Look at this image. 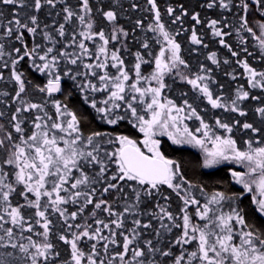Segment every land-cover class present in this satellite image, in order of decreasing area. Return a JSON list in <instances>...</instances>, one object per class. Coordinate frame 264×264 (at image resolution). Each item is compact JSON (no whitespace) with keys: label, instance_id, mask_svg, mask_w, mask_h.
I'll use <instances>...</instances> for the list:
<instances>
[{"label":"snow or ice","instance_id":"1","mask_svg":"<svg viewBox=\"0 0 264 264\" xmlns=\"http://www.w3.org/2000/svg\"><path fill=\"white\" fill-rule=\"evenodd\" d=\"M196 7L0 0V264H264V0Z\"/></svg>","mask_w":264,"mask_h":264},{"label":"trees","instance_id":"2","mask_svg":"<svg viewBox=\"0 0 264 264\" xmlns=\"http://www.w3.org/2000/svg\"><path fill=\"white\" fill-rule=\"evenodd\" d=\"M123 2H124L125 8L127 9L128 8V0H123ZM137 2H139L141 4V6L143 7L144 0H137ZM198 2H200V0H159V3L161 5L162 9L164 7H166L168 3H172V4L184 3L187 6H189L190 9H196L199 11L200 9L196 7ZM206 14L209 17L214 16V13L211 10H209ZM141 15H145V13H142L139 11L128 10L127 12H125L124 17H122L121 23L124 24L125 27L130 28L132 26V21L139 18ZM165 20L167 21L168 17H165ZM190 23H191L190 19L187 20L185 23V27H187ZM137 35H141V34L138 32ZM180 39L185 41L183 47H185V48L190 47L187 43L186 36H181ZM209 39H210V36L206 37V42ZM130 43L134 44V42H130ZM134 50H135V47H133V51ZM221 52H223V50H221ZM187 58H190L191 61L193 63H195L197 58L202 60L203 56L201 55L198 57L196 53H192L189 51V53L187 54ZM129 59H131V57H129ZM228 70L231 71V69H228ZM217 75L220 77L222 82L225 81L226 78H224L222 76V74H220L218 72ZM65 87H67V85H65ZM173 87L176 89V94H178V92L181 88H183L184 90H187V86L181 85L179 82L174 84ZM70 103L73 105L81 104V98H80L78 93H76L72 97H70ZM120 131H124L125 133L133 135V136H140V134L135 129L131 128V126H129V125H122ZM160 139L162 141V151H164L166 154H168L174 158L183 159L185 162H191L188 165L189 175H195L197 178L200 177L201 170L196 166V163H195L199 159L198 150L193 149L187 145H174V144H172V142L170 140L167 139V137H161ZM203 171H214L216 173L212 178H209L207 176L203 177V179L210 184L217 181V180H220L221 178H223L225 181H227L229 179L227 168L224 165L219 166V168L215 169V170H203ZM224 186L231 188V190L235 191V192L240 191L239 185L225 183ZM249 199H250V197L246 195L244 197V203L248 204Z\"/></svg>","mask_w":264,"mask_h":264}]
</instances>
